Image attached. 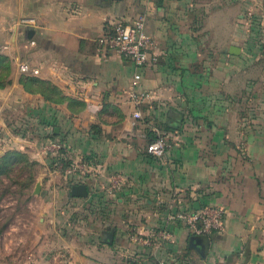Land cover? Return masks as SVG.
<instances>
[{"label":"crops","instance_id":"obj_1","mask_svg":"<svg viewBox=\"0 0 264 264\" xmlns=\"http://www.w3.org/2000/svg\"><path fill=\"white\" fill-rule=\"evenodd\" d=\"M141 14L157 61L139 68L100 50V36ZM0 55L11 67L0 154L19 150L61 184L42 193L50 206L33 252L5 264H264V0H0ZM21 62L55 90H27ZM136 71L150 94L141 118L128 96ZM157 131L170 140L162 158L145 152ZM53 141L66 164L103 176L82 168L62 184ZM111 174L126 178L122 189L107 190ZM75 183L89 195L72 196ZM204 203L226 209V228L201 252L170 214ZM130 225L172 237L144 245Z\"/></svg>","mask_w":264,"mask_h":264},{"label":"built area","instance_id":"obj_2","mask_svg":"<svg viewBox=\"0 0 264 264\" xmlns=\"http://www.w3.org/2000/svg\"><path fill=\"white\" fill-rule=\"evenodd\" d=\"M249 16H253L249 12ZM146 14H141L135 18L131 23H117L113 28L98 38L99 48L102 51L114 50L132 60L139 68H145L152 62L157 61V56L153 55L155 47V38L147 30ZM24 21H29L24 19ZM35 43L32 41V44ZM19 70L24 74H39V68L31 66L27 62L19 63ZM142 79V72L136 71L133 77L132 86L128 90V96L133 105L137 108L134 111L135 118H141L142 112L138 109L150 96L147 91H140L138 89ZM63 145L59 141L49 143L48 149L52 150L57 158L55 162V169L58 172L65 173L66 175H74L79 169H91L93 176L99 178L103 176L101 168L87 167L85 162L82 165L66 164L63 161V154L61 149ZM170 147V140L164 131H157L156 136L147 144L145 152L148 155L156 158H162L167 153ZM83 169V170H84ZM110 182L107 186L109 192H115L122 189L126 178L120 174H111L109 176ZM226 209L221 205L204 203L199 209L192 211H178L170 214L173 220L184 223L194 235L209 236L215 231H223L225 225ZM132 239L144 245L159 246L164 240L170 239L172 233L167 229H161L156 232L159 240L155 241V236L138 234L130 225L127 226ZM126 264H136V260H130Z\"/></svg>","mask_w":264,"mask_h":264},{"label":"rangeland","instance_id":"obj_3","mask_svg":"<svg viewBox=\"0 0 264 264\" xmlns=\"http://www.w3.org/2000/svg\"><path fill=\"white\" fill-rule=\"evenodd\" d=\"M58 173H55L57 180L68 182V178ZM38 183L41 184L42 191L44 184V192L35 193ZM60 185L37 161L17 158L12 167L0 173V264H5L10 256L21 262L24 254L30 250L33 252L34 248L30 245L41 218L47 217L50 206V200L45 201L42 193L46 195L48 186ZM49 198L51 199L50 196ZM56 211L57 209L51 210L52 213Z\"/></svg>","mask_w":264,"mask_h":264},{"label":"trees","instance_id":"obj_4","mask_svg":"<svg viewBox=\"0 0 264 264\" xmlns=\"http://www.w3.org/2000/svg\"><path fill=\"white\" fill-rule=\"evenodd\" d=\"M4 69L5 71L3 72ZM10 69L11 67L7 58L4 55H0V87H3L6 84L7 77L11 73ZM23 75L24 76L20 78V81L24 84L27 90H40L43 92L45 89L50 91L55 90L51 84L36 76H29L26 74ZM17 158L30 160L25 153L16 149H10L4 154H0V173L7 171L10 167H12L13 161Z\"/></svg>","mask_w":264,"mask_h":264},{"label":"water","instance_id":"obj_5","mask_svg":"<svg viewBox=\"0 0 264 264\" xmlns=\"http://www.w3.org/2000/svg\"><path fill=\"white\" fill-rule=\"evenodd\" d=\"M40 191H41V184L38 183L35 189V193H40ZM71 194L72 196H76V197H87L89 195V187L86 183H75L71 187ZM113 237H114V231L111 230L107 234L106 241H112ZM193 240H195L196 242V244L193 245L201 252L203 251L202 247H205L209 242L208 237L202 235H196L193 238Z\"/></svg>","mask_w":264,"mask_h":264}]
</instances>
